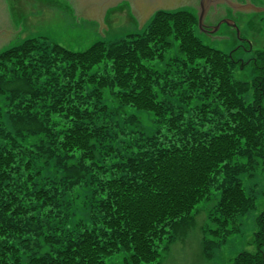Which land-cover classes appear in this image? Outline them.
Segmentation results:
<instances>
[{"label": "trees", "instance_id": "trees-1", "mask_svg": "<svg viewBox=\"0 0 264 264\" xmlns=\"http://www.w3.org/2000/svg\"><path fill=\"white\" fill-rule=\"evenodd\" d=\"M197 29L192 11L159 10L142 33L85 51L39 38L0 51V264H108L123 251L122 264H159L160 244L216 193L207 253L240 231L256 205L241 177L264 165V46L241 80L248 62ZM126 109L151 112L156 129ZM258 224L257 251L234 264H264V211Z\"/></svg>", "mask_w": 264, "mask_h": 264}, {"label": "rangeland", "instance_id": "rangeland-1", "mask_svg": "<svg viewBox=\"0 0 264 264\" xmlns=\"http://www.w3.org/2000/svg\"><path fill=\"white\" fill-rule=\"evenodd\" d=\"M182 8L199 15V10L195 6ZM9 9L17 16L15 21L19 34L0 50L20 45L29 38H39L49 44H58L68 50L81 52L99 41L110 43L127 38L130 34L142 33L152 17L149 14L140 29L131 3L123 0L105 12L104 24L108 29H102L103 36L100 32V21L79 17L69 0H10ZM259 13L256 12V14ZM254 14L255 12L239 13L235 17L234 21L239 28L240 36L225 24L213 35L201 32L199 26L196 31L204 44L248 62L245 66L239 65L235 71L236 78L245 81H252L255 75L253 63H249L250 58L264 46V20ZM177 46L178 42H175L173 48L166 53L165 61L156 62L158 68L167 67L169 60L179 53ZM96 70H98L97 67L94 71ZM253 98L254 92L250 90L246 99L252 101ZM127 114H136L141 129L147 132L156 129L155 117L151 112L126 109L125 115ZM131 128L136 129L137 127ZM36 139L37 137H33L28 141L34 142ZM241 178L247 193L255 197L256 205L240 217L237 222L240 231L231 234L225 243L213 247L211 255L207 253L208 241L212 244L217 241L216 237L209 233V227L213 226L209 213L219 198L216 193L211 200H205L196 205L191 222L177 226L174 233L175 238L168 248H166V241L160 244L159 264H234L239 253L257 251L258 217L264 211V165L260 166L253 175L246 173ZM77 204L80 207L83 206L84 196L77 198ZM126 255L127 253L123 251L110 256L107 258V263L122 264ZM23 258V264H29L28 254L25 253Z\"/></svg>", "mask_w": 264, "mask_h": 264}, {"label": "flooded vegetation", "instance_id": "flooded-vegetation-1", "mask_svg": "<svg viewBox=\"0 0 264 264\" xmlns=\"http://www.w3.org/2000/svg\"><path fill=\"white\" fill-rule=\"evenodd\" d=\"M9 1L10 0H0V49L6 44L9 43L11 40H13L17 34H19V29L16 24L15 19L17 20V16L9 9ZM72 6H75L76 12L82 13V15L85 13L84 12V4L81 3L82 1L76 2V5H73L72 0H69ZM131 3L134 0H130ZM158 2V1H157ZM232 2H238L240 4H255L256 6H260L264 8V0H232ZM134 3V2H133ZM87 7L92 6L96 8H101L100 13L101 16L103 15L102 12H104L103 6L99 0H92V1H87L86 2ZM157 7L162 6V7H174V8H182L185 6H192V7H197V9L200 11V7L202 5V0H159L158 3H152L149 5V8L151 6ZM207 5V4H206ZM146 8L143 9L145 11L146 15L152 11L154 7L151 9ZM239 13L242 14H247L246 12H241V11H234L233 8L229 6L226 2L224 3H219L217 6L211 5L203 19V27L201 32L207 34V35H213L216 34L217 32H212V28L216 27L218 25L219 29L222 27L223 24L227 25L235 34H237V30L234 26L229 25L227 22H224L225 20L230 21L231 23L235 20V17L239 15ZM256 13V12H255ZM264 13V11L260 12ZM198 17V16H197ZM101 18V17H100ZM199 23V19H198ZM199 26V24H198ZM218 29V30H219ZM1 51V50H0Z\"/></svg>", "mask_w": 264, "mask_h": 264}, {"label": "water", "instance_id": "water-1", "mask_svg": "<svg viewBox=\"0 0 264 264\" xmlns=\"http://www.w3.org/2000/svg\"><path fill=\"white\" fill-rule=\"evenodd\" d=\"M78 1H82L81 3L84 4L83 8H84L85 13L82 15V13L76 12V8L74 6L76 14L79 17H84L88 20L100 21V32L103 35L102 29L103 28L108 29V27L104 24L105 12L107 11L108 8L115 6L116 4H118L119 2H121L123 0H99L103 6V9H104V12H102L103 13L102 16L100 13L101 8H96V7H92V6L87 7L86 2L92 1V0H78ZM127 1H129L131 3L130 0H127ZM157 1L159 2V0H134L133 1L134 3L133 2L131 3L133 13L136 15V17L138 19V24H139L140 29H141L144 21L146 20V18L148 17L149 14H150V16H153L159 10H172V9H174V7H171V8L170 7H162V6L160 7L158 5H157V7H155V5H154V6H151L149 8L150 4L158 3ZM72 2H73V5H76L77 0H72ZM224 2L229 4V6L231 8H233V10L235 12L241 11V12H246V13H250V12H258L259 13V12L264 11L263 7L256 6L255 4H252V3L240 4L238 2H236V3L232 2V0H202V5L200 7L201 12L198 15L200 29H202V27H203V19H204V15H205L207 9L211 5L217 6L219 3H224ZM145 7L149 8V9H151L152 7H154V8L152 9V11L150 13H148L146 15L145 11H143V9H145ZM224 22H227L229 25L234 26L237 30V35L240 36V31H239V28H238L237 24L235 23V21H233L231 23L230 21L225 20ZM220 25L213 27L212 32H214V33L217 32Z\"/></svg>", "mask_w": 264, "mask_h": 264}]
</instances>
